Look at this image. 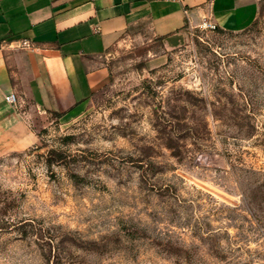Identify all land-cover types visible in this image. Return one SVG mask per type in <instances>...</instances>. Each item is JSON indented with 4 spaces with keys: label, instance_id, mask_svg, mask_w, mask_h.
Here are the masks:
<instances>
[{
    "label": "rangeland",
    "instance_id": "rangeland-1",
    "mask_svg": "<svg viewBox=\"0 0 264 264\" xmlns=\"http://www.w3.org/2000/svg\"><path fill=\"white\" fill-rule=\"evenodd\" d=\"M75 117L0 152V264H264V0L243 28L117 46Z\"/></svg>",
    "mask_w": 264,
    "mask_h": 264
},
{
    "label": "crops",
    "instance_id": "crops-1",
    "mask_svg": "<svg viewBox=\"0 0 264 264\" xmlns=\"http://www.w3.org/2000/svg\"><path fill=\"white\" fill-rule=\"evenodd\" d=\"M259 6L260 0H0V152L33 139L27 104L56 119L78 115L110 79L109 56L127 40L148 33L172 51L204 20L243 28ZM23 40L33 46L22 47ZM11 93L18 104L6 100Z\"/></svg>",
    "mask_w": 264,
    "mask_h": 264
},
{
    "label": "built area",
    "instance_id": "built-area-1",
    "mask_svg": "<svg viewBox=\"0 0 264 264\" xmlns=\"http://www.w3.org/2000/svg\"><path fill=\"white\" fill-rule=\"evenodd\" d=\"M199 27L206 28V29L207 28H209V29H217L218 28L214 22H210L208 20H204ZM21 46L31 48L33 46V44L29 40H23ZM6 100L11 104H18L19 103V97L16 93H11V94L6 95Z\"/></svg>",
    "mask_w": 264,
    "mask_h": 264
}]
</instances>
